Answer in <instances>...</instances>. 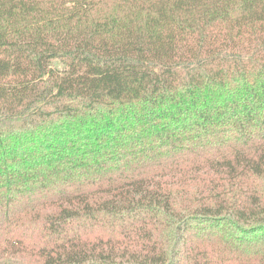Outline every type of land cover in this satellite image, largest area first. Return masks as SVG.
I'll list each match as a JSON object with an SVG mask.
<instances>
[{
    "label": "trees",
    "instance_id": "obj_1",
    "mask_svg": "<svg viewBox=\"0 0 264 264\" xmlns=\"http://www.w3.org/2000/svg\"><path fill=\"white\" fill-rule=\"evenodd\" d=\"M0 264H264V0H0Z\"/></svg>",
    "mask_w": 264,
    "mask_h": 264
}]
</instances>
